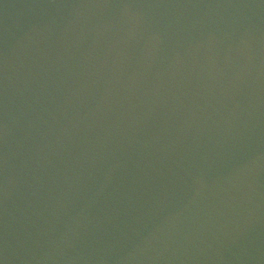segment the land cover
Wrapping results in <instances>:
<instances>
[{
	"label": "water",
	"instance_id": "95a60500",
	"mask_svg": "<svg viewBox=\"0 0 264 264\" xmlns=\"http://www.w3.org/2000/svg\"><path fill=\"white\" fill-rule=\"evenodd\" d=\"M0 264H264V0H0Z\"/></svg>",
	"mask_w": 264,
	"mask_h": 264
}]
</instances>
